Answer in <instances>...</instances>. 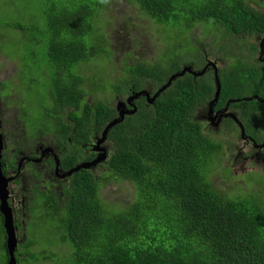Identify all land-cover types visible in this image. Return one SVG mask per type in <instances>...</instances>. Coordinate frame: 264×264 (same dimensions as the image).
Returning a JSON list of instances; mask_svg holds the SVG:
<instances>
[{
	"label": "trees",
	"instance_id": "trees-1",
	"mask_svg": "<svg viewBox=\"0 0 264 264\" xmlns=\"http://www.w3.org/2000/svg\"><path fill=\"white\" fill-rule=\"evenodd\" d=\"M115 1L42 0L44 31L33 22L0 20V25L8 29L38 32L29 43H23L19 70L29 87L42 83L54 103L53 108L46 107L42 117L45 125L39 124L42 119L31 124L36 132L27 143L52 131L62 149L68 146L60 155L64 170L94 160L81 145L90 143L94 135L102 136L107 124L119 117L109 98L125 100L148 87L156 93L166 85L174 73L188 65L192 50L189 43L194 44L197 26L203 27L196 37L199 43L214 34L235 38L231 45L218 44L216 53H198L195 60L201 69L220 51L232 58L229 64L217 66L221 91L216 105L230 101L231 109L239 112L236 116L245 133L257 142L263 141L264 119L260 114L264 111V55L260 57V53H264V10L248 0H127L143 17L166 26L162 38L171 51L164 62L154 64L132 50L121 60V74L113 75L109 65L115 50L106 29L110 23L107 13ZM29 20L30 16L25 22ZM208 32L213 34L208 36ZM95 33L102 37L92 39ZM256 37L262 38L258 45L250 41ZM238 43L244 44L248 53H237ZM1 54L8 53L0 50ZM99 58L107 60L106 67L96 63ZM85 63H92L95 71L85 74ZM8 83L0 81V91ZM216 89L212 67L202 75L186 72L176 76L152 103L141 98L137 111L125 114L108 130L105 140L109 152L101 161L108 172L98 175L89 167L66 179L54 177L55 184L63 183L61 196L35 185L32 214L58 222L56 227L63 233L56 228L52 234L59 244L67 246L58 250L69 251L67 264H264V182L261 188L248 192L217 189L215 174L222 158L215 157L221 155L224 145L207 135L194 118L195 112L213 99ZM62 111L66 117H55ZM224 123L230 130L237 126L229 116ZM68 144L73 148L70 145L69 150ZM221 168L228 174V168ZM2 169L5 172L4 166ZM259 174L264 177V173ZM113 178L130 180L135 187L134 200L121 211L116 205L109 208L100 192ZM31 237L19 244L17 236L14 254L18 264L25 259L28 264H50L52 253L32 250L38 242ZM51 244L57 243L51 240ZM0 250L4 254L0 264H8L2 214Z\"/></svg>",
	"mask_w": 264,
	"mask_h": 264
},
{
	"label": "rangeland",
	"instance_id": "rangeland-1",
	"mask_svg": "<svg viewBox=\"0 0 264 264\" xmlns=\"http://www.w3.org/2000/svg\"><path fill=\"white\" fill-rule=\"evenodd\" d=\"M248 2L255 5V8L264 10V0H248ZM41 6L42 0H0V20L21 23L33 22L35 25L37 24L42 31H44L46 22L44 15L40 12ZM107 14L110 23L108 24L106 31L108 32L109 40H111L112 49L115 50L112 64L109 65L112 68L113 75L121 74L123 71L122 67L124 65L121 60L126 53L132 50H134L135 54L138 53L140 55L139 57L148 63L154 62V64H156L165 61L163 58L167 56V53H170L171 48L167 41L162 38L163 35L166 36V26L164 24L158 23L148 17H143L139 9L127 0L115 1L109 7ZM28 16H30V20L25 22V20L28 19ZM202 29V26H197L194 29V34L197 38L200 37ZM158 30H161L162 33L158 34ZM209 32L208 36L213 34V32ZM33 34H38V32L8 29L7 26L0 25V50L8 53L7 55H0V81H10L7 88H2L0 91L1 130L3 135L7 138H11V143L9 144L12 145L10 147L8 141L4 138L8 144L7 146L4 145L3 149L6 160H8L11 152L15 148L17 149L16 151L19 150L17 147L19 144L18 140L24 139L25 132L29 135L36 132V126L33 125V127H31V124L38 123L42 117H44V113L47 109L46 107H54L53 100L43 87L42 83H33L32 86L30 84V89L27 85L26 78H21L22 74L20 73L19 65L22 57L21 53L25 50L23 43L25 41L26 43H29L34 36ZM92 36L90 35L89 37L91 38ZM95 37L101 38L102 35L95 33L92 39H95ZM196 37L195 39L193 38L194 44L192 42L191 44L189 43V47L192 48L190 53L191 58L190 61H188L189 58H187L186 64L190 65L197 71L203 68L202 66V68L199 69V62H196L195 60L198 53L206 51L207 54L209 53L211 55L219 50V47H217L218 44H225L227 42L231 45L236 42L235 38L227 39V36L220 38L219 35L217 36L214 34L210 36L209 39L202 40V42L199 43V40ZM261 40V37H256L250 41L258 45V43H261ZM137 42V48H133ZM194 45L197 46V49ZM235 45L237 53L239 51L242 53H248V49L244 44L238 43ZM220 52V55L215 54L214 56L209 57V60L214 61L219 67L229 64L232 59L224 52ZM262 55H264V53H262ZM256 56L257 54H255L254 58ZM96 63H101L104 67H106L107 60L104 61L102 58H99ZM31 66L32 68L34 67L32 63ZM32 70L33 69L25 70V73L31 72ZM94 71L92 63H87L85 65V74L93 73ZM146 89L151 90L150 87ZM9 92L11 93V97L8 99L7 97ZM96 98L97 97L93 96L94 100ZM91 99L92 98H90V100ZM109 102L114 106H117L120 104L121 100L119 97L114 96L109 98ZM208 109V105H204L203 107L201 106V108L195 112L194 118L202 124L203 130L207 135H209L213 140L223 142L224 145L221 155L215 157L216 159L222 158L220 168L216 170L215 174L214 182L216 188L225 193H228L231 190L248 192L250 189L257 186L261 188L260 185L264 182V177L263 175H260L259 172L264 173V146L260 148L255 147L252 141L244 139L242 137L241 128H239L238 125L235 126L233 130H230L224 122H221L218 125L212 124L207 117ZM232 111L233 114L238 113L235 109H232ZM25 113H27V115H25ZM63 113L65 114V112L62 111L55 117L65 116ZM52 114H55L54 110H52ZM260 115L264 119V111ZM25 116H28L27 120L25 119ZM259 119L260 118L257 117L258 121ZM46 123L47 122L42 119L39 124L45 125ZM48 124L52 126V121L50 119L48 120ZM262 128H264V122ZM49 132L50 133L45 134L46 136L41 139L42 141H45V144H43L44 147H50L49 142L53 139L54 134H51L52 131ZM100 137L101 136L99 135L98 138ZM26 143L27 142L25 140L22 141L23 145ZM68 145L70 150L72 145ZM101 145L105 146L107 148V152H109V148L106 143ZM59 147H54V150L57 153H60ZM66 147L61 149V154H64L65 150H67ZM22 155L27 154L24 152ZM22 155L20 157H22ZM20 157L17 156L18 161ZM22 166L23 169L20 170L19 175L16 177L19 184L10 180L11 182L8 186L19 244L29 241L31 236V239H33L34 236V240H37L38 243H35L36 245L32 247V250H46L47 252L52 253L54 259L50 261V264H67L66 253L69 254V251H58L62 249V247L67 248V246L59 244L56 237H53L52 234V231L55 232L56 228L59 232H62L61 227H56L58 226V222L56 220H49L46 217H39L38 215L34 217V214H32L33 210L31 207L35 202V199L33 198L34 191H32L35 184V179L32 175L33 163L30 167L26 161H23ZM41 166L44 167V164ZM221 167L228 168V174H224ZM92 170L98 175L103 172H108L105 162L92 166ZM51 172H54V170ZM14 174H16V171H12V175ZM12 188H14V191H12ZM134 189L135 187L130 180L113 178L101 187L100 192L103 199L109 203V208L116 205L119 208L118 211H121L123 208L130 205L134 200ZM39 214L42 213L39 212ZM51 240L57 244L52 245ZM71 251L72 248L70 252ZM21 256L23 257L24 254H21ZM0 257L4 258L2 250H0ZM21 264L28 263L25 259L21 262ZM35 264L48 263L42 261Z\"/></svg>",
	"mask_w": 264,
	"mask_h": 264
},
{
	"label": "flooded vegetation",
	"instance_id": "flooded-vegetation-1",
	"mask_svg": "<svg viewBox=\"0 0 264 264\" xmlns=\"http://www.w3.org/2000/svg\"><path fill=\"white\" fill-rule=\"evenodd\" d=\"M147 91L150 93V96L154 95V93H152L150 89H148ZM131 95L127 96L125 100H121V102L124 103V107H122V105H121V107H119V110H121V111H127V110L130 111L132 109L133 105H135L137 107V103H138V101L141 98H145L147 100L146 96L142 95V96H140L138 98H135V99L131 100L130 102H128V98ZM147 103H150V102H147ZM227 104H228V109L225 111L224 109H225ZM227 104L224 105V106H218V105L214 106V110H213L212 115H215L217 112L220 111L219 114L216 117V119H219V117L221 116V119H220L219 123L224 122V118H226V117L223 116L224 113H232L233 114V111H232V109L230 107V101ZM117 106H116V108H117ZM208 108H209V103H208ZM119 110H118V113H119ZM238 114H239V112H238ZM234 115H236V114H234ZM207 117H208V112H207ZM215 122H217V121L215 120ZM237 125H238L239 128H241V131H242V126L244 127V125L242 123L240 124L238 122H237ZM245 130L246 129L244 127V134L242 135V137L244 139H247L248 141L249 140L252 141L253 144L255 145V147H259V148L262 147V145L264 143V139H263L262 142H257L256 139L251 134L245 133ZM48 133H50V132H46L45 134H48ZM45 134L42 135V136H39V137L36 136L34 138V140H33V143H26L25 145H23L21 140L18 141L19 144H18L17 147H18L19 150L16 151L17 149L15 148L12 151L13 153L11 152V155L8 158V160H6L5 153H4V150H3V156L4 157H2V158H4V161H5L4 165L2 164V168L4 166V169H5V172H4V170H3V172H4V174L6 176L11 178L12 182H15L16 184H19L16 177L19 175L20 170L23 169V166H22L23 161H26V163L30 167H31V165L33 163L32 175L34 176V179H35L34 187H35V185H37V187L39 189L41 187H43L42 190H44V191H52L53 193H58V195L61 196V194L63 193V191L61 190L62 187H63V183L61 181H59L58 184H55L56 180L54 178V177L61 178V177L57 176L56 172H55L56 166H57V161L59 162V169H60L59 173L60 174L67 172L68 170H70L73 167H71V168H69L67 170H64L60 166V155H62L61 154V149L62 148L59 147L60 146V139H58L57 135L54 132H52L51 134H54V135H53V139H51V141L49 142L50 147H44L43 144H45V141H42L41 139H43L46 136ZM29 136L30 135L24 136L23 140L26 141L29 138ZM4 138L8 141V144L11 143L10 142L11 138H7L5 135H3V140H4V145L5 146H7L8 144H7V141ZM69 139H71V137H69ZM97 140H98V135H94V136H92V139H91L90 143L82 144L81 146L83 147V152L84 153H91L93 155V158H96L97 156H100V153H102V152L101 151H96L94 149V147L96 145L95 143H96ZM30 141H32V139H30L28 142H30ZM104 143L107 144L106 140H104L102 144H104ZM9 146L11 147L12 145L9 144ZM56 146L59 147L60 153L59 152L57 153L54 150V147H56ZM100 146H102V145H100ZM40 147H43V148H40ZM102 147L107 152V148L105 146H102ZM24 152L27 155H22V153H24ZM21 155H22V157H20ZM17 156L20 157L19 161L17 160ZM38 159H40V160L38 161ZM11 162L13 163V166L10 165ZM2 163H3V161H2ZM42 164H44V167L41 166ZM52 170H54V172H51ZM12 171H16V174L12 175ZM63 178L66 179V177H63ZM12 191H14V188H12ZM9 194H10V192H9ZM9 203L12 206V201H11L10 198H9Z\"/></svg>",
	"mask_w": 264,
	"mask_h": 264
},
{
	"label": "water",
	"instance_id": "water-1",
	"mask_svg": "<svg viewBox=\"0 0 264 264\" xmlns=\"http://www.w3.org/2000/svg\"><path fill=\"white\" fill-rule=\"evenodd\" d=\"M262 46L263 43L261 44ZM212 67L214 69L215 72V81L217 83V89L215 91V96L213 97V99L209 102V110H208V118L210 119V121L213 124H218L220 122L221 116L219 117V119H216L217 115L219 114V112H217L215 115H212L213 110H214V106L217 104L218 100H219V96H220V91H221V83H220V79L218 77V68L217 65L214 61L209 60L206 65L199 71L194 70L190 65H186L184 66V68L177 72L174 73L169 81L166 83V85H164L162 88H160L156 93H154L153 96H150V93L146 90H140L137 91L136 93H132V95L128 98V102H130L131 100L138 98L142 95H145L148 102L152 103L156 97L165 89L167 88V86L171 83V81L179 75H184L186 72L192 73L195 76L198 75H202L206 72V70ZM124 107V103L120 102V104L117 106V109L119 110V107ZM228 109V104L225 107V111ZM135 111H137V107L135 105L132 106V109L130 111H121L119 110V117L113 119L112 121H110L107 126L105 127L104 131L102 132V136L100 138H98V140L96 141V145L94 147V149L96 151H101L102 153H100V156L96 157L94 160L90 161V162H82L77 164L76 166H74L73 168H71L70 170H68L65 173L60 174L59 173V162L57 161V166H56V175L63 178V177H68L71 174H73L75 171H78L82 168H89L92 167L98 163H100L101 161H104L107 158V152L106 150L100 146L102 144V142L105 140L106 138V134L108 132V130L114 126L115 124L121 122L124 119L125 114H129V113H134ZM224 117H232L233 119H235L236 122L239 123L238 118L236 115L232 114V113H224L223 114ZM215 120L217 122H215ZM241 124V123H240ZM2 128V123H1V119H0V212L3 215V219H4V229L5 232L7 234V245H8V252H9V261L8 264H18L14 251L17 247V234H16V226H15V221H14V214H13V208L9 203V182L11 180L10 177L6 176L3 172L2 169V157H3V148H4V140H3V134L1 131ZM244 134V127L242 126V135ZM264 145V144H263ZM262 145V146H263ZM51 150V149H50ZM40 159H38L39 161Z\"/></svg>",
	"mask_w": 264,
	"mask_h": 264
},
{
	"label": "clouds",
	"instance_id": "clouds-1",
	"mask_svg": "<svg viewBox=\"0 0 264 264\" xmlns=\"http://www.w3.org/2000/svg\"><path fill=\"white\" fill-rule=\"evenodd\" d=\"M262 56V54L260 53V57ZM2 131V130H1ZM14 214V213H13ZM15 221V220H14ZM15 226H16V224H15Z\"/></svg>",
	"mask_w": 264,
	"mask_h": 264
},
{
	"label": "bare ground",
	"instance_id": "bare-ground-1",
	"mask_svg": "<svg viewBox=\"0 0 264 264\" xmlns=\"http://www.w3.org/2000/svg\"><path fill=\"white\" fill-rule=\"evenodd\" d=\"M1 215V214H0ZM16 251V250H15Z\"/></svg>",
	"mask_w": 264,
	"mask_h": 264
}]
</instances>
